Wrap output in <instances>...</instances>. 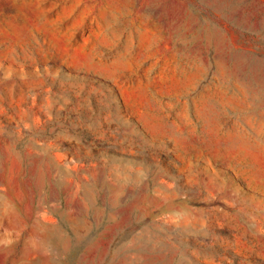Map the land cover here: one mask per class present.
Segmentation results:
<instances>
[{"label": "rangeland", "instance_id": "rangeland-1", "mask_svg": "<svg viewBox=\"0 0 264 264\" xmlns=\"http://www.w3.org/2000/svg\"><path fill=\"white\" fill-rule=\"evenodd\" d=\"M0 264H264V0H0Z\"/></svg>", "mask_w": 264, "mask_h": 264}]
</instances>
